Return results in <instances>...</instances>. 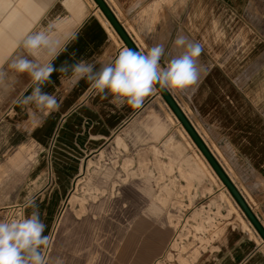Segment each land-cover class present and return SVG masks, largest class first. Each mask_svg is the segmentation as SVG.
Returning a JSON list of instances; mask_svg holds the SVG:
<instances>
[{
	"label": "crops",
	"instance_id": "crops-1",
	"mask_svg": "<svg viewBox=\"0 0 264 264\" xmlns=\"http://www.w3.org/2000/svg\"><path fill=\"white\" fill-rule=\"evenodd\" d=\"M105 2L140 52H146L156 44H163L166 51H174L172 41L177 34L200 44L197 83L183 91H168L264 227V34L261 22L251 17L252 13L264 11L262 1ZM136 3L139 6L129 11ZM52 23H55L53 38L63 40L73 34L77 36L67 44L66 51L52 61L56 68L86 60L95 63L99 69L101 65L113 62L123 48H128L95 0H0V70L6 73L0 82V220L3 209L12 205H22L24 217L38 210L46 225L44 235L49 237V246L51 244L48 252L49 246L43 250L47 264H57L60 254H65L60 252V243L55 242L61 211V223L86 230L89 200L77 193L69 197L75 178L85 167L86 157L100 151L116 135H127L133 141L137 140L136 129H145L147 141L156 144L153 152L160 151L157 147H164V141H170V132L160 136L170 123L165 113L159 112L163 110V100L167 102L157 89L144 99L139 108L126 103L118 107L112 103L111 94L105 98L104 94L91 89L87 80L73 83L70 71L68 74L56 71L41 87L42 91L56 97L60 104L58 110L44 115L34 104L25 106L18 103L22 97L31 94L35 85L28 74H17L8 66L21 56L34 62H48L46 50L31 56L22 42L30 34L47 30ZM149 127L153 134L147 132ZM154 137L155 140L152 139ZM116 142L123 144L120 137ZM201 155L204 160L192 170L198 176L203 175L204 169L210 167L213 170ZM102 157L103 152L99 160ZM146 160L143 156L140 158L139 168L148 177V164L143 163ZM132 163L131 158H126L122 168L128 171ZM92 166H96L95 161L89 159L87 173ZM116 167L114 162L94 183L98 187L93 190V202L99 199V194L111 197L105 204L110 206L112 213L99 220V238L104 243L109 239H121L131 245L137 227V200L144 209L150 192L147 189L136 192L132 185L125 195L117 194L114 191ZM83 179L77 180V186ZM220 182L222 189L228 191ZM108 183L112 186L109 193ZM221 193L226 194L223 190L218 196L210 193V203L205 210H209L210 205V211H213L212 204L219 202ZM228 193L232 203L223 201L234 210L228 212L234 223L227 224L220 235H212L210 241L207 239L209 243L206 242L203 249L197 244L191 255L182 258L184 262L181 264H264L263 238ZM153 194H157L159 199H170L166 194ZM72 196L78 203L82 202L79 210L70 207ZM182 198L188 200L186 194L179 196ZM192 198L202 200L203 196L192 195ZM28 200L34 201L32 207H26ZM96 209L107 208L103 203ZM200 209L195 207L190 214L179 209V217H184L178 223L179 237L188 222L199 226L204 219L198 212ZM69 210L75 215L72 220ZM209 214L212 217V212ZM207 220H203L204 226ZM154 241L152 234L144 245L143 262L154 261ZM173 244L177 246L176 241ZM196 251L198 254L193 256ZM71 254L72 261L67 264H74ZM160 263L164 264L157 262Z\"/></svg>",
	"mask_w": 264,
	"mask_h": 264
},
{
	"label": "rangeland",
	"instance_id": "rangeland-1",
	"mask_svg": "<svg viewBox=\"0 0 264 264\" xmlns=\"http://www.w3.org/2000/svg\"><path fill=\"white\" fill-rule=\"evenodd\" d=\"M261 1L264 5V0ZM251 17L256 22H261V28L264 34V11L261 14L252 13ZM175 91L177 90H173V92ZM159 112H164L170 123L165 131L160 132V136L170 132V141H164L166 146L164 145L161 148L159 146L157 147L160 151L157 149L153 152L156 144L147 141L144 136L146 134L145 129H136L135 133L138 134L137 140L133 141L127 135L119 134L118 136L112 137L100 151L91 153L86 157L85 167H83V171L75 178L69 193V197L71 194L77 193L89 200L86 205V230L76 229L69 223H59L60 227L55 242H59V245L62 246V251L60 252H65L63 255L60 254L61 256L58 259L60 264H67L68 261L71 263V252L73 253L74 264H157L159 261L164 262V264H181L184 262L182 258L186 255H191L192 251L198 246L197 244L203 249V246L207 244L206 242L209 243L212 235L214 236L215 233L216 235L217 233L220 235L227 224L234 223V220L230 218L231 215H228L231 206H226L223 201L227 200L229 203L230 201L232 203V200L228 198L230 195L226 189H222L220 180L209 165L207 164L211 171L204 169L202 176L193 173V168L200 166L204 159L182 125L176 120L174 112L164 100L163 110L160 109ZM146 130L147 132L150 131V134H153L150 127L146 128ZM118 137L122 139L124 145L116 142ZM152 139L155 140L156 138L154 137ZM101 152H103V157L99 160ZM142 156L147 159L143 163L148 164V177L146 174L141 173L139 168L140 158ZM126 158L133 160L128 171L122 168ZM89 159H93L96 166H92L87 173L86 165ZM114 162H116V171H118L117 175L114 176L117 183L114 191L117 194L125 195L132 185L136 192H141L143 189H147L150 192V199L147 200L144 209H142L143 206L139 202V199L137 200V227L131 245L121 239L116 241L109 239L108 243H104L100 240L101 237L99 238V220L105 214L110 216L112 213V209L109 208L110 206L105 204L107 201H110L109 199L111 197L109 194H105V196L99 194V199L93 202L92 199L95 195L93 190L98 187L94 183L98 182L106 171L113 166ZM91 176L92 180L90 181ZM80 177H84V179L77 186L76 183ZM125 178L127 179L125 180ZM83 185L84 188L82 189ZM106 185L107 192H111V184L108 183ZM220 189L225 191L227 196L221 193L219 195V202L214 205L212 204L213 211H210V205L207 208L209 210H205V206L207 207V204L210 203V193L213 192L215 193L214 196H218L221 191ZM153 193L169 195L170 199H159V196ZM184 194L188 198L187 201L183 198L179 199V196ZM192 195L203 196V199L194 200ZM67 201L64 207L67 205ZM102 202L107 209H96L98 205L103 204ZM195 207H201L198 212L203 215V220L208 219V222L204 226L202 220L198 227L188 222L182 229L181 237H179L178 223L182 222L184 218L179 217V209L181 208L183 211L185 209V212L190 214L192 209L195 210ZM235 207H237L236 204ZM231 210L234 211L233 209ZM68 212L71 220L74 219L75 215L73 212L71 210ZM211 212L212 217L209 214ZM93 213H96V216H93ZM61 214L62 211L59 216V222L61 220ZM163 228L167 230L163 231ZM152 234L155 237L154 261L152 263H146L142 261V256L146 249L144 245H146L147 239ZM174 241L177 242L176 247L173 244ZM66 252L69 253H67L68 256ZM194 253L193 256L198 254V251ZM137 259L138 262H135Z\"/></svg>",
	"mask_w": 264,
	"mask_h": 264
},
{
	"label": "clouds",
	"instance_id": "clouds-1",
	"mask_svg": "<svg viewBox=\"0 0 264 264\" xmlns=\"http://www.w3.org/2000/svg\"><path fill=\"white\" fill-rule=\"evenodd\" d=\"M138 6V3L133 4L129 11ZM54 28L55 23L49 24L47 30L30 34L22 42L31 56L46 50L48 62H34L21 56L8 66L17 74H28L35 85L31 94L22 97L18 103L25 106L34 104L44 115L60 107L56 97L42 91L41 87L56 71L62 74L70 71L73 83L87 80L90 88L104 94L105 98L111 94L112 103L118 107L126 103L132 108L141 107L144 99L156 91V86L183 91L199 79L197 58L201 55V46L190 42L183 34H177L172 41L174 51H166L163 44H156L146 52L123 48L113 62L101 65L99 69L95 63L86 60L56 68L52 61L66 51L67 44L77 36L73 34L63 40L55 39L52 35ZM5 75L0 70V82ZM33 205L32 200L26 203V207ZM45 228L38 210L20 219L0 220V264H47L43 250L49 246V237L44 235Z\"/></svg>",
	"mask_w": 264,
	"mask_h": 264
},
{
	"label": "water",
	"instance_id": "water-1",
	"mask_svg": "<svg viewBox=\"0 0 264 264\" xmlns=\"http://www.w3.org/2000/svg\"><path fill=\"white\" fill-rule=\"evenodd\" d=\"M95 1L97 2L98 6L103 11V13L106 15V17L109 19V21L111 22L117 33L123 39L125 45L129 49L140 52V50L134 44V42L132 41L128 33L125 31L121 23L117 20V18L115 17L114 13L107 5L105 0H95ZM156 89L158 93L162 95V97L165 99L167 104L174 112L175 116L178 118L180 123L183 125L185 130L190 135L195 145L204 155L206 160L209 162L210 166L213 168L214 172L217 174V176L223 182L225 187L228 189V191L230 192L236 203L239 205L245 216L249 219V221L252 223V225L255 227V229L258 231V233L261 235V237L264 240V227L261 225L257 217L254 215L248 203L246 202L240 191L237 189V187L234 185V183L230 180V178L228 177V175L226 174L220 163L217 161L213 153L210 151V149L201 139L195 128L192 126V124L190 123L187 116L184 114L179 104L174 99V97L171 95L168 89H161L159 88V86H156Z\"/></svg>",
	"mask_w": 264,
	"mask_h": 264
},
{
	"label": "built area",
	"instance_id": "built-area-1",
	"mask_svg": "<svg viewBox=\"0 0 264 264\" xmlns=\"http://www.w3.org/2000/svg\"><path fill=\"white\" fill-rule=\"evenodd\" d=\"M24 217V209L22 205H12L3 209V216L1 220L20 219Z\"/></svg>",
	"mask_w": 264,
	"mask_h": 264
},
{
	"label": "bare ground",
	"instance_id": "bare-ground-1",
	"mask_svg": "<svg viewBox=\"0 0 264 264\" xmlns=\"http://www.w3.org/2000/svg\"><path fill=\"white\" fill-rule=\"evenodd\" d=\"M76 200V197H71V199H70V201H69V203H70V207H72V208H76L77 210H79L81 207H82V202H79L78 203V201H75ZM62 216H61V220H60V222L59 223H61L62 222ZM75 222H77V220H75ZM55 228V227H54ZM53 236V235H52ZM48 248V247H47ZM51 249V244H50V246H49V248H48V250H47V252L49 251ZM160 264H162V263H160Z\"/></svg>",
	"mask_w": 264,
	"mask_h": 264
}]
</instances>
